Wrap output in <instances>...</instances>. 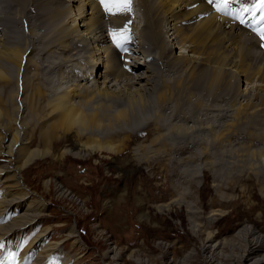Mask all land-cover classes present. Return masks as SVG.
<instances>
[{
    "label": "bare ground",
    "instance_id": "obj_1",
    "mask_svg": "<svg viewBox=\"0 0 264 264\" xmlns=\"http://www.w3.org/2000/svg\"><path fill=\"white\" fill-rule=\"evenodd\" d=\"M12 3L17 5L15 11L8 8L16 15L2 9ZM139 11L142 13L138 14ZM226 12V9L217 11V5L207 0H133L131 13L115 16L105 14L99 0H0V85L6 89L10 81L15 82L8 93L0 92V250L3 245L7 249L16 248L18 264H62L55 256L63 252V242L71 240L72 245L79 244L75 228L63 235L62 242H46L50 227L34 238L30 239L27 231L25 236L26 228L47 216L48 206L28 189L20 171L34 160L54 156L59 150L56 158L60 160L68 155L84 159L95 154L119 153L116 138L122 137L120 141L124 143L132 133L137 137L147 132L152 123L155 129L164 127L165 108L173 103L181 115V107L193 101L198 87L202 91L206 88L205 95L216 100L219 95L240 91L245 81L259 82L249 100H240L231 123L219 131L208 122L201 123L200 129L208 131L211 141L200 152L209 154L208 149L214 147L212 153L224 155L227 163L239 161L246 176L264 171V153L241 146L234 151L224 149L227 139L244 137L235 133V121H247L251 110L264 118V50L261 48L264 41L238 20H231ZM36 13L41 19L37 20L39 32L34 33L35 22L30 21ZM18 20L26 22L30 30L24 48L14 43ZM125 25L135 32L127 42H133L132 52L110 42L112 31ZM43 27H47L46 31H42ZM36 35L39 40H35ZM61 38H67L69 44L60 46ZM37 41H45V45L40 48L41 57L35 59L29 53L37 49ZM75 46L85 57L72 59L71 53H77ZM175 48H180L179 55L175 54ZM45 51L55 58L46 66L58 78L48 81L51 100L43 108L42 117L41 111L37 112L35 96L39 98L45 93L33 92L31 81L40 74L32 73L31 78L30 71L31 66L41 69L45 64L42 60ZM37 53L41 54L40 50ZM164 58L168 59L164 61ZM164 66L175 75L170 84H166ZM12 68L16 70L14 77ZM136 72L139 74L134 76ZM117 83L120 86L114 88ZM153 108L158 109L154 117L149 116ZM141 113L145 120L138 119ZM183 117L186 118L184 114ZM34 121L37 131L29 126ZM191 127L177 125L175 136L191 137L194 133ZM150 129L153 133V126ZM163 136L159 132L156 139ZM36 138L38 150L31 147ZM148 162V158H140L138 164ZM203 171H213L220 177L214 185L219 189L224 182L221 179L230 176L215 172L210 161L204 163ZM50 186L46 181L45 189L50 190ZM62 190L63 187H58L64 195ZM225 215L220 208H213L210 214L218 219ZM243 230L254 231L250 226H244ZM207 239L211 241L212 236ZM25 240L26 248H21ZM109 251L113 250L104 256ZM256 251L259 248L254 246L250 252ZM62 256L64 261L81 263L69 254ZM261 259L258 262L264 263V258Z\"/></svg>",
    "mask_w": 264,
    "mask_h": 264
},
{
    "label": "rangeland",
    "instance_id": "obj_2",
    "mask_svg": "<svg viewBox=\"0 0 264 264\" xmlns=\"http://www.w3.org/2000/svg\"><path fill=\"white\" fill-rule=\"evenodd\" d=\"M8 7L15 11L17 5H6L3 11L6 8L11 11ZM141 13L139 11L138 14ZM33 16L30 23L35 22V33L39 32L37 20L41 16ZM15 24L19 30L15 33L17 38L14 43L24 48L30 30L26 22L18 20ZM46 29L43 27L42 31ZM35 40H39L37 35ZM59 42L63 47L69 44L67 38H61ZM35 44L41 54L36 49L29 55L36 59L41 57L43 49L40 48L44 47L45 41ZM75 49L77 53H71L72 59L85 57L82 50ZM174 52L179 55L180 48H175ZM45 53L42 60L46 62L41 69L31 66L30 71V74H40L31 81L33 92L45 93L41 98L35 96L37 102H34L38 106L37 112L41 111L40 115L51 100L49 82L58 78L46 66L55 58L49 52ZM167 59L164 58V61ZM164 68L166 84H170L175 75L168 67ZM15 71L12 68V77ZM137 74L139 72L133 75ZM257 84L259 82L255 80L245 81L241 84L243 91L233 90L219 95L216 100L212 95H205L206 88L202 91L198 87L193 101L181 107V115L173 103L165 108L164 127L155 129L152 123L147 132L139 134V137L132 133L130 140L124 143L120 141L122 137L116 138L121 149L119 153L95 154L84 159L68 155L60 160L56 158L59 150L54 156L34 160L20 174L28 189L43 198L48 209L46 217L24 230L25 236L27 231L30 239L34 238L45 227H50L46 242H62L63 235L74 227L79 244L74 246L71 240L63 242V252L55 256L62 264H73L72 260L64 261L63 253L69 254L72 259L78 258L80 264H264L258 262L264 258V171L246 176L239 161L227 163L224 155L212 153L214 147L208 149V152L211 151L209 154H202L206 150L202 146L211 140L208 131L200 129L202 122H208L217 131L231 123L235 108L243 100L250 99ZM14 85V80L8 83L6 89V86L0 85V92L5 90L8 93ZM118 86L119 83L113 87ZM119 106L123 104L119 103ZM155 113H158L157 108H153L149 116L154 117ZM247 116L249 119L245 122H234L235 133L244 137L236 140L233 136L227 142L223 139L224 149L234 151L241 146L264 153V118L252 110ZM138 119L145 120V115L138 114ZM180 124L192 126L194 133L191 137L175 136L176 126ZM29 126L36 131L38 129L35 121ZM152 126L153 133L150 131ZM159 132L164 136L156 139ZM239 141L242 143L238 144ZM38 144L36 138L32 149L38 150ZM140 158H148L149 164H138ZM207 161L215 172L230 174L231 180L226 177L221 179L224 180L221 189L214 186L220 177H216L213 171H203ZM46 181L51 183L50 190L45 189ZM58 187H63L64 195L60 194ZM213 208L223 209L226 215L219 219L210 216ZM244 226H250L254 231L246 232ZM209 236L212 240L208 242ZM27 242L25 240L20 247H25ZM254 246L259 251L251 253ZM12 249L3 245L0 253H4V257L0 259H5L10 253L17 255L16 248ZM110 249L113 251L104 256Z\"/></svg>",
    "mask_w": 264,
    "mask_h": 264
},
{
    "label": "snow or ice",
    "instance_id": "obj_3",
    "mask_svg": "<svg viewBox=\"0 0 264 264\" xmlns=\"http://www.w3.org/2000/svg\"><path fill=\"white\" fill-rule=\"evenodd\" d=\"M209 4L215 3L217 5V11L224 10L229 4L230 0H207ZM133 0H99V4L103 9V12L108 15H126L132 12ZM249 12L251 19L245 18L243 13ZM259 13V15H257ZM231 15L232 13L226 12ZM235 19L240 24L246 25L251 28L256 35L259 36L261 41H264V0H259L258 6L253 9H241V13L235 15ZM131 23L130 21L128 22ZM112 41L117 48L127 50L125 45L130 39V29L127 25L119 30H113L111 33ZM0 264H18L16 254L10 253L5 259H0Z\"/></svg>",
    "mask_w": 264,
    "mask_h": 264
}]
</instances>
